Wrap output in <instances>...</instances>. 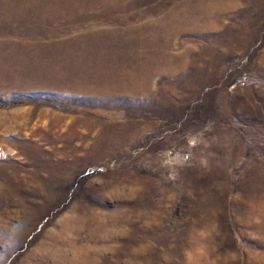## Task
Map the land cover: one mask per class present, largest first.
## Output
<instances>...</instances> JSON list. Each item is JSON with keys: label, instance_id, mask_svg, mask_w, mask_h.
<instances>
[{"label": "rangeland", "instance_id": "rangeland-1", "mask_svg": "<svg viewBox=\"0 0 264 264\" xmlns=\"http://www.w3.org/2000/svg\"><path fill=\"white\" fill-rule=\"evenodd\" d=\"M0 264H264V0H0Z\"/></svg>", "mask_w": 264, "mask_h": 264}, {"label": "bare ground", "instance_id": "bare-ground-1", "mask_svg": "<svg viewBox=\"0 0 264 264\" xmlns=\"http://www.w3.org/2000/svg\"><path fill=\"white\" fill-rule=\"evenodd\" d=\"M149 76H150V78H148V79H142V80H140V82H138L137 76L134 77V78H130V82L128 83L129 86H123L121 88L123 90L130 89V88L135 89V90H139L138 85H140V87H144V86H147L149 84V81H150V83H152L151 82L152 81V78H154L156 76V74L155 75L152 74V75H149ZM140 83H142V84H140ZM167 160L170 163H173V161H176V162L179 163V162H181L182 158H181V156L179 154H176L174 156H171V154H168V159Z\"/></svg>", "mask_w": 264, "mask_h": 264}]
</instances>
